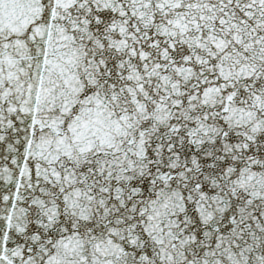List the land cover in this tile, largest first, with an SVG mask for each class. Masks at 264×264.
<instances>
[{
	"label": "snow or ice",
	"instance_id": "1",
	"mask_svg": "<svg viewBox=\"0 0 264 264\" xmlns=\"http://www.w3.org/2000/svg\"><path fill=\"white\" fill-rule=\"evenodd\" d=\"M0 264H264V0H0Z\"/></svg>",
	"mask_w": 264,
	"mask_h": 264
}]
</instances>
